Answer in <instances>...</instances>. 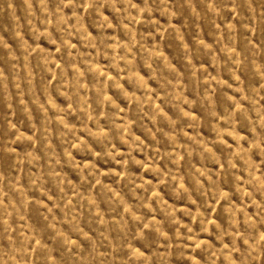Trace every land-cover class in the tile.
<instances>
[{
    "label": "rangeland",
    "instance_id": "1",
    "mask_svg": "<svg viewBox=\"0 0 264 264\" xmlns=\"http://www.w3.org/2000/svg\"><path fill=\"white\" fill-rule=\"evenodd\" d=\"M0 264H264V0H0Z\"/></svg>",
    "mask_w": 264,
    "mask_h": 264
}]
</instances>
